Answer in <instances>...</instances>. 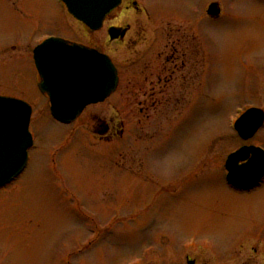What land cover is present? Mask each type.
Returning a JSON list of instances; mask_svg holds the SVG:
<instances>
[{"label":"rangeland","instance_id":"1","mask_svg":"<svg viewBox=\"0 0 264 264\" xmlns=\"http://www.w3.org/2000/svg\"><path fill=\"white\" fill-rule=\"evenodd\" d=\"M188 1L197 7L196 0H143L150 11L119 9L91 35L57 0H0V96L31 106L34 141L26 170L0 190V264H264V186L234 192L224 169L239 148H264V129L249 142L233 131L248 108H264V0L202 2L222 9L205 25L215 71L204 103L186 119L179 107L138 106L142 65L169 53L171 30L198 53L192 23L173 15L193 14ZM151 14L165 18L155 26ZM127 24L135 38L159 27L164 40L135 67L146 47L118 53L121 44L111 43L122 75L117 91L69 126L55 121L37 90L33 50L48 38L93 46L108 26Z\"/></svg>","mask_w":264,"mask_h":264},{"label":"water","instance_id":"2","mask_svg":"<svg viewBox=\"0 0 264 264\" xmlns=\"http://www.w3.org/2000/svg\"><path fill=\"white\" fill-rule=\"evenodd\" d=\"M63 2L76 20L97 31L121 0ZM208 14H219L216 4L209 8ZM116 32L110 30L111 40L119 37ZM34 63L41 79L39 89L49 98L51 116L61 124H71L88 106L103 103L117 89V71L106 56L60 39H49L39 45L34 50ZM31 114L26 103L0 97V188L12 183L26 167L28 150L33 145L29 132ZM263 121V113L251 109L237 120L234 129L242 140L248 141ZM225 168L228 184L252 188L264 178V151L243 147L228 157Z\"/></svg>","mask_w":264,"mask_h":264},{"label":"flooded vegetation","instance_id":"3","mask_svg":"<svg viewBox=\"0 0 264 264\" xmlns=\"http://www.w3.org/2000/svg\"><path fill=\"white\" fill-rule=\"evenodd\" d=\"M57 1L61 9H64L66 11L64 5L60 2V0ZM202 2H204V0H201L200 3H198V0L194 1L193 3L194 4L196 3L197 5V7H195V6H191L190 1H188V4L186 6H190V9L194 10L193 14H190L185 17L177 14H173L175 16L181 17L185 21L192 23L195 32L194 36L196 35L195 40L196 42H198V53H194L191 51V47L189 46L190 45L189 38L186 39L184 36L175 37L176 34L179 35V30H177V32L171 30L169 32V37L167 38L164 37L166 41L167 50L169 51V53L158 54L156 52L153 55L151 53L156 51L161 41L164 40L162 37L159 36L160 34L159 27H156V31L154 32L151 30L150 38L140 37L143 34V31L141 32V34H139L138 38H135L134 36L131 35L133 32L131 24H127L123 27L117 25L108 26L106 29V35L104 40L96 41L93 46L84 43H76V44L91 50H95L100 54L108 56L118 70L119 83L121 82L122 75L119 69V65L116 62V59L110 56L109 54L113 52V50H111L112 48H110L111 43L118 42L119 44H121L122 48L118 50L119 52L117 50H114V52H118V53H120V51H122L123 49H125V51H132L138 45L145 46L146 48L139 52L137 60L132 63L134 67L140 66L142 65L143 61H145L146 58L149 57L150 54H151L150 55L151 58L154 57V59H152L154 60L153 61L154 63L151 65L143 64L142 65L143 70L140 71L141 72L139 76L140 79H138L137 81L140 87L138 90L140 96L138 106H140L142 112L144 110L143 109L144 107L148 109L149 108H164L166 110L171 109L170 110L171 112H174V110L176 109L175 107H179L178 109H181L182 111L181 120H183L184 118L186 119L189 109L200 107V105L204 103L206 85H207L208 77L210 75L209 70L211 68L213 72L215 71L214 59L213 60L210 59L211 65L209 66L208 64L207 66V62H209L208 59L209 57L207 54V47H206L207 32L205 25L207 19L214 22L219 21L222 17V9L219 6V3H211L208 6H206V5H201L203 4ZM214 4H217L218 9L220 10V13L217 16L216 15L211 16L208 14L209 8ZM119 9H122L126 14L132 13L137 16H139L140 14L142 15L149 10L146 8L145 4H143V0H121L120 7L116 9L114 12H112L109 16H107L104 25L100 31L92 32L87 28H85L84 26H82L81 24L80 25L85 30H87V32L90 33L91 35L99 33L104 30V27L108 22V20L110 19L111 15L116 11H118ZM123 11L122 12L120 11L119 16L124 14ZM135 15L134 17H136ZM163 18H165V16H160L159 18L155 19L154 16L152 15V22L155 26H158L157 24ZM76 23L79 24L78 22ZM111 29L120 30L116 32L119 35L118 39L113 41L110 39L109 31ZM192 57H194V59H192ZM240 64L241 63H239V65ZM245 69L246 72L250 74L251 71L255 69L254 61L253 60L248 61ZM194 73L195 74L197 73L196 77L198 78V86H194L193 83ZM145 74H147V76H144ZM257 85L259 87H255V86L252 87L254 90H256V92H258L260 89V82L259 83L257 82ZM250 108L260 109L264 113V108L257 107L256 105H253ZM177 119L179 120L180 118ZM92 120L97 121V123L101 122V119L98 118L96 115L92 117ZM99 127L102 129V133L105 136H107V133L109 131V126L107 124L101 123ZM263 129H264V122L262 128L253 137V139L256 138V136ZM261 186H264V178L259 184L250 188V190L249 189L244 190L234 187L232 188L234 190L232 189L231 190L237 193L244 194V193H248L249 191L251 192Z\"/></svg>","mask_w":264,"mask_h":264}]
</instances>
